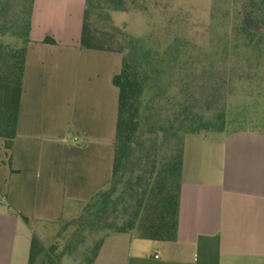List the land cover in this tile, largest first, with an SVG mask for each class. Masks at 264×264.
Masks as SVG:
<instances>
[{
	"label": "crops",
	"instance_id": "obj_1",
	"mask_svg": "<svg viewBox=\"0 0 264 264\" xmlns=\"http://www.w3.org/2000/svg\"><path fill=\"white\" fill-rule=\"evenodd\" d=\"M84 10L34 0L13 148L0 138V264H30L33 238L112 179L123 56L81 48ZM189 137L176 240L113 235L95 264H264V129Z\"/></svg>",
	"mask_w": 264,
	"mask_h": 264
},
{
	"label": "trees",
	"instance_id": "obj_2",
	"mask_svg": "<svg viewBox=\"0 0 264 264\" xmlns=\"http://www.w3.org/2000/svg\"><path fill=\"white\" fill-rule=\"evenodd\" d=\"M232 49L250 64L264 63V0H234ZM81 48L121 54V72L113 84L119 90L113 173L107 188L81 204L72 221L75 232L58 260L77 251L86 233L101 234L88 248L83 264H95L105 240L132 234L141 240L175 241L178 231L185 142L188 135L224 132L225 112L205 121L195 113L192 95L183 102L165 101V65L170 53L158 35L136 37L113 24L111 14L147 11V0H84ZM34 0H0V138L13 148L23 92ZM212 17L230 10L215 5ZM12 38L15 44L4 43ZM47 43H54L51 38ZM238 53V54H237ZM224 77L217 76L220 84ZM188 94V92H187ZM187 137V138H186ZM33 238L30 264L44 250ZM56 246L50 253L56 251ZM49 252L41 264H52ZM55 264V263H53Z\"/></svg>",
	"mask_w": 264,
	"mask_h": 264
},
{
	"label": "rangeland",
	"instance_id": "obj_3",
	"mask_svg": "<svg viewBox=\"0 0 264 264\" xmlns=\"http://www.w3.org/2000/svg\"><path fill=\"white\" fill-rule=\"evenodd\" d=\"M234 4V0H147V11L115 12L111 17L116 27L133 36L158 35L164 49H170L169 63L165 65V101L176 97L178 102H183L185 96L192 95L194 111L205 121L218 112H225L223 131L262 130L264 63H246L229 44L235 21L231 9ZM215 5L231 13L216 17L214 22ZM3 41L5 44L17 42L12 38ZM218 75L224 77L220 84L216 80ZM192 135L196 134L187 137ZM82 211L83 206L73 207L61 224L52 228L42 242L39 240L43 253L49 252L53 263L83 264L88 248L101 237V234L86 233L83 242L77 244L76 252L58 260L56 254L65 248L75 232L71 223ZM53 246L57 250L50 253ZM43 253L34 264L42 263Z\"/></svg>",
	"mask_w": 264,
	"mask_h": 264
},
{
	"label": "built area",
	"instance_id": "obj_4",
	"mask_svg": "<svg viewBox=\"0 0 264 264\" xmlns=\"http://www.w3.org/2000/svg\"><path fill=\"white\" fill-rule=\"evenodd\" d=\"M156 258H159V256H157Z\"/></svg>",
	"mask_w": 264,
	"mask_h": 264
}]
</instances>
